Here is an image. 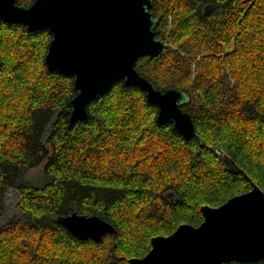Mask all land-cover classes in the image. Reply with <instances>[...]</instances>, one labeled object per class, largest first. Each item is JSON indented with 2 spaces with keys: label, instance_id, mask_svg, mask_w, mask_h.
I'll list each match as a JSON object with an SVG mask.
<instances>
[{
  "label": "trees",
  "instance_id": "1",
  "mask_svg": "<svg viewBox=\"0 0 264 264\" xmlns=\"http://www.w3.org/2000/svg\"><path fill=\"white\" fill-rule=\"evenodd\" d=\"M151 12L163 45L136 68L158 89L190 94L183 109L195 123L191 139L160 124L159 106L124 81L70 127L77 91L73 76L47 67L52 34L0 20V264H130L145 256L153 237L199 225L202 205L252 188L213 146L264 190V0H153ZM42 164L44 182L25 177ZM10 187L20 215L2 227ZM73 211L98 214L116 231L101 241L77 237L56 220Z\"/></svg>",
  "mask_w": 264,
  "mask_h": 264
},
{
  "label": "water",
  "instance_id": "2",
  "mask_svg": "<svg viewBox=\"0 0 264 264\" xmlns=\"http://www.w3.org/2000/svg\"><path fill=\"white\" fill-rule=\"evenodd\" d=\"M153 0H35L30 6L0 0V20L30 31L47 29L52 39L46 53L49 70L74 77L69 126L88 118V105L117 82L137 86L159 106L157 121L173 124L185 138L196 135L192 114L183 109L189 93L174 87L156 88L137 68L140 58L162 48L156 38L160 18L152 14ZM213 4L206 7V12ZM226 168L252 183L246 192L220 206L202 205L199 225L183 223L169 235L151 239L152 248L130 264H230L264 258V190L223 148L212 147ZM57 222L77 237L101 241L116 227L98 214L73 211Z\"/></svg>",
  "mask_w": 264,
  "mask_h": 264
},
{
  "label": "rangeland",
  "instance_id": "3",
  "mask_svg": "<svg viewBox=\"0 0 264 264\" xmlns=\"http://www.w3.org/2000/svg\"><path fill=\"white\" fill-rule=\"evenodd\" d=\"M25 177L35 183H42L46 180V175L44 172L43 164L35 168L30 169ZM19 191L14 187H10L5 191V201H4V215L2 220V227L7 226L12 220L20 215L17 203L19 200Z\"/></svg>",
  "mask_w": 264,
  "mask_h": 264
},
{
  "label": "flooded vegetation",
  "instance_id": "4",
  "mask_svg": "<svg viewBox=\"0 0 264 264\" xmlns=\"http://www.w3.org/2000/svg\"><path fill=\"white\" fill-rule=\"evenodd\" d=\"M18 3V2H17ZM19 4V3H18ZM26 6V5H25Z\"/></svg>",
  "mask_w": 264,
  "mask_h": 264
}]
</instances>
